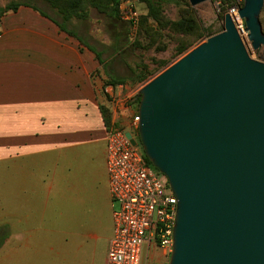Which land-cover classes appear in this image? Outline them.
I'll return each instance as SVG.
<instances>
[{"label":"crops","instance_id":"0c3cea01","mask_svg":"<svg viewBox=\"0 0 264 264\" xmlns=\"http://www.w3.org/2000/svg\"><path fill=\"white\" fill-rule=\"evenodd\" d=\"M106 79L94 52L38 10L20 5L1 16L4 260L16 255L15 264H106L112 202L103 110L110 123L123 126L122 113L132 108L120 85H106ZM113 96L122 100L118 112ZM166 256L155 245L142 253L153 264H164Z\"/></svg>","mask_w":264,"mask_h":264},{"label":"water","instance_id":"95a60500","mask_svg":"<svg viewBox=\"0 0 264 264\" xmlns=\"http://www.w3.org/2000/svg\"><path fill=\"white\" fill-rule=\"evenodd\" d=\"M263 6L238 10L254 49L264 47ZM215 21L132 98L138 139L177 200L168 264H264V61L229 14Z\"/></svg>","mask_w":264,"mask_h":264},{"label":"rangeland","instance_id":"374dc122","mask_svg":"<svg viewBox=\"0 0 264 264\" xmlns=\"http://www.w3.org/2000/svg\"><path fill=\"white\" fill-rule=\"evenodd\" d=\"M11 1L28 2L38 7L66 24L97 51H101L107 69L116 75L130 77L119 84L121 93L128 94L127 99L134 98L143 84L205 40L204 27L212 24V30L217 29L215 18L221 17L225 9V6L217 8L216 0H206L195 6H191L189 0H175L176 3L165 4L160 15L152 18L147 15L146 5L140 0H134L139 13L138 23L132 35L126 24L128 38L119 53L115 54L114 43L123 38L125 30L124 23L121 28L113 27L115 21L111 20L108 0H0V6ZM259 19L264 31V6ZM244 41L249 55L253 59L264 61V47L254 49L248 38ZM127 102L130 103L131 100ZM132 110L133 108L122 113V127L138 139L137 133L129 124ZM1 240L0 223V264H15L16 255H9L4 260ZM145 249L146 246L143 251ZM169 254L167 252L164 264H168ZM142 264L153 263L142 259Z\"/></svg>","mask_w":264,"mask_h":264},{"label":"built area","instance_id":"2783aa9c","mask_svg":"<svg viewBox=\"0 0 264 264\" xmlns=\"http://www.w3.org/2000/svg\"><path fill=\"white\" fill-rule=\"evenodd\" d=\"M242 4L243 0L215 1L217 8L225 6V13L245 43L247 31L238 13ZM119 10L132 35L139 18L135 1L120 0ZM111 100L118 112L122 100L116 96ZM138 121L137 110L133 108L129 124L137 135ZM131 139L136 142L137 138L121 125L115 122L107 125L105 164L112 202V235L106 264H141L145 246H159L166 253L172 248L176 197L167 178L147 163L142 147L137 142L133 144Z\"/></svg>","mask_w":264,"mask_h":264},{"label":"trees","instance_id":"16d2710c","mask_svg":"<svg viewBox=\"0 0 264 264\" xmlns=\"http://www.w3.org/2000/svg\"><path fill=\"white\" fill-rule=\"evenodd\" d=\"M109 4H110V16H111V20L115 21L114 23V27L116 28H121L120 26H122V24L124 23V36L123 38H119L118 41H115L114 43V47L113 50L114 52H118L123 48V45H125V40H127L128 35H126V22H124L121 18H120V10H119V2L120 0H108ZM141 2H143L146 5V9H147V15L152 17V18H156L160 15V13L162 12L163 6L167 3H176L175 0H140ZM20 5H28L30 7H33L34 9L38 10L42 15L48 16L50 19H52L57 25L58 27L68 33L69 35L75 37L82 45L86 46L88 49H90L91 51L94 52V54L96 55L98 61L100 64H102L103 69L107 75V79L105 81L106 85H118V84H123L125 81L129 80V76H119L116 74H112V72H110V70L107 69V65L106 63H104V60L102 59V52L101 51H97L93 46H91L90 44H88L85 39L81 36H79L76 32H74L73 30L69 29L66 24H64L61 21H58L56 19H54L53 17L49 16L46 12H44L43 10L39 9L36 6H33L32 4H29L28 2H17V1H11L6 3L3 6H0V18L1 16L9 11V10H16ZM225 13V9L224 12L222 14V16L220 18L223 17ZM128 25V24H127ZM130 105H132V107L134 108V110H137V105H138V100L135 101H131L129 103ZM106 111V110H105ZM104 117H105V121L106 124L109 125L110 124V119L108 117V114H105L104 110ZM147 163L155 170H157L156 168H154L150 161L148 160V158L145 156Z\"/></svg>","mask_w":264,"mask_h":264},{"label":"flooded vegetation","instance_id":"af4514ba","mask_svg":"<svg viewBox=\"0 0 264 264\" xmlns=\"http://www.w3.org/2000/svg\"><path fill=\"white\" fill-rule=\"evenodd\" d=\"M136 142H137V144H139V145H140V142H139V140H138V139H136Z\"/></svg>","mask_w":264,"mask_h":264}]
</instances>
